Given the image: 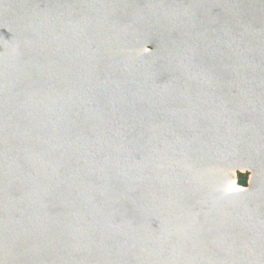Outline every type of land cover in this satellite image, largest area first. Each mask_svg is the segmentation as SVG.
<instances>
[{"label":"water","instance_id":"water-1","mask_svg":"<svg viewBox=\"0 0 264 264\" xmlns=\"http://www.w3.org/2000/svg\"><path fill=\"white\" fill-rule=\"evenodd\" d=\"M259 168L264 0H0V264H264Z\"/></svg>","mask_w":264,"mask_h":264},{"label":"rangeland","instance_id":"rangeland-1","mask_svg":"<svg viewBox=\"0 0 264 264\" xmlns=\"http://www.w3.org/2000/svg\"><path fill=\"white\" fill-rule=\"evenodd\" d=\"M227 175H226V174ZM238 173H242V174H246L247 177H246V186L249 185L250 181L252 180L253 177H258V179L260 181L263 180L264 178V168H259V169H256L255 171L253 172H243V171H236V172H233V171H223L222 175H225V178L227 179V181L230 183L232 182V184L236 185V186H239L238 183H237V176H238ZM255 177V179H256Z\"/></svg>","mask_w":264,"mask_h":264},{"label":"trees","instance_id":"trees-1","mask_svg":"<svg viewBox=\"0 0 264 264\" xmlns=\"http://www.w3.org/2000/svg\"><path fill=\"white\" fill-rule=\"evenodd\" d=\"M246 177H247L246 174L238 173L237 183H238L239 186H241V187H245L246 186Z\"/></svg>","mask_w":264,"mask_h":264},{"label":"bare ground","instance_id":"bare-ground-1","mask_svg":"<svg viewBox=\"0 0 264 264\" xmlns=\"http://www.w3.org/2000/svg\"><path fill=\"white\" fill-rule=\"evenodd\" d=\"M14 134H15V136H16V135L19 134V132L16 131V132H14ZM253 171H255V170H250V172H253ZM234 189H235V188H234Z\"/></svg>","mask_w":264,"mask_h":264}]
</instances>
